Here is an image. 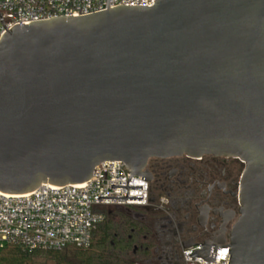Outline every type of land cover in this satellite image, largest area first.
I'll return each mask as SVG.
<instances>
[{"label":"water","instance_id":"95a60500","mask_svg":"<svg viewBox=\"0 0 264 264\" xmlns=\"http://www.w3.org/2000/svg\"><path fill=\"white\" fill-rule=\"evenodd\" d=\"M19 24L0 39V192L89 182L104 162L130 178L150 159L236 158L229 245L190 255L264 264V0H155ZM121 210V209H120ZM192 245L188 246L189 248Z\"/></svg>","mask_w":264,"mask_h":264},{"label":"built area","instance_id":"2783aa9c","mask_svg":"<svg viewBox=\"0 0 264 264\" xmlns=\"http://www.w3.org/2000/svg\"><path fill=\"white\" fill-rule=\"evenodd\" d=\"M155 0H110L109 9L119 6L153 7ZM108 0H0V13L8 31L19 24L50 20L56 17H81L107 10ZM0 21V39L6 33ZM144 173V172H142ZM130 178L121 161L98 165L91 180L81 185L56 187L42 185L38 190L24 195L0 192V248L18 246L26 251L63 250L69 247L87 248L93 233L105 219L104 209H121L138 212L155 208L164 200H155L149 181L133 175L128 197L142 200L98 199L99 197H124ZM229 245V238L219 247ZM204 246L194 245L184 252L186 264H229L230 247L218 248L217 259L206 262L190 258Z\"/></svg>","mask_w":264,"mask_h":264},{"label":"flooded vegetation","instance_id":"af4514ba","mask_svg":"<svg viewBox=\"0 0 264 264\" xmlns=\"http://www.w3.org/2000/svg\"><path fill=\"white\" fill-rule=\"evenodd\" d=\"M244 168L239 159L211 155L150 159L144 176L155 200L164 202L123 210L127 221L115 235V263L186 264L188 246L205 248L229 238L239 217Z\"/></svg>","mask_w":264,"mask_h":264},{"label":"trees","instance_id":"16d2710c","mask_svg":"<svg viewBox=\"0 0 264 264\" xmlns=\"http://www.w3.org/2000/svg\"><path fill=\"white\" fill-rule=\"evenodd\" d=\"M103 212L105 219L93 233L89 247L30 252L18 246H4L0 248V264H116L113 258L117 243L115 235L121 231L120 222L127 221V217L121 214L114 220L110 218V209Z\"/></svg>","mask_w":264,"mask_h":264},{"label":"rangeland","instance_id":"374dc122","mask_svg":"<svg viewBox=\"0 0 264 264\" xmlns=\"http://www.w3.org/2000/svg\"><path fill=\"white\" fill-rule=\"evenodd\" d=\"M111 210V217L114 220H118L121 217V214H124L123 210L120 209H110Z\"/></svg>","mask_w":264,"mask_h":264}]
</instances>
